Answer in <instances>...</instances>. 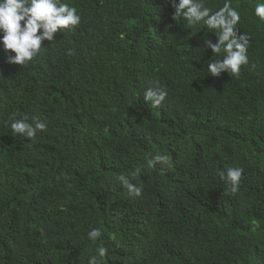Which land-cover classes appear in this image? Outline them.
<instances>
[{"label":"trees","instance_id":"16d2710c","mask_svg":"<svg viewBox=\"0 0 264 264\" xmlns=\"http://www.w3.org/2000/svg\"><path fill=\"white\" fill-rule=\"evenodd\" d=\"M65 2L81 24L28 66L0 43V264H88L99 246V264H264L258 0H231L251 37L237 76L208 74L206 29L172 19L165 0ZM153 82L168 92L160 108L143 99ZM13 114L47 129L14 136ZM157 154L170 166L149 167ZM228 166L244 169L237 193L220 180ZM137 169L142 195L129 197L118 176Z\"/></svg>","mask_w":264,"mask_h":264},{"label":"clouds","instance_id":"9594fccd","mask_svg":"<svg viewBox=\"0 0 264 264\" xmlns=\"http://www.w3.org/2000/svg\"><path fill=\"white\" fill-rule=\"evenodd\" d=\"M174 10L172 19L183 20L187 28L206 29L205 33H212L216 43L204 35L201 38L207 49L214 54L207 61V72L219 76L226 71L232 76L240 74L242 66L249 64L248 49L251 37L248 33L239 32L241 14L231 4V0H224L222 6L213 10L207 0H165ZM254 15L264 21V2L258 0L254 7ZM23 22V24L21 23ZM81 24V15L77 9L70 6L65 0H0V43L5 52L15 53L8 55L7 62L14 65L28 66L30 62L41 54V42L52 41L57 31H74ZM39 33V34H38ZM71 55V51L67 53ZM220 57H223L221 60ZM168 97L167 90L153 82L143 93V99L152 108H160ZM9 126L14 136L27 138L33 141L38 132L45 131L47 125L37 117L31 122L27 116L17 118L13 114ZM149 167L170 166L167 155L157 154L148 161ZM137 169L129 176L119 175L118 180L129 197H140L142 187L133 181H141ZM243 167L228 166L219 171L220 180L225 182L231 193H237L242 182ZM142 182V181H141ZM88 239L96 243L102 238V230L91 228L87 233ZM96 255L88 259V264H99V260L109 254L106 246L95 249Z\"/></svg>","mask_w":264,"mask_h":264}]
</instances>
